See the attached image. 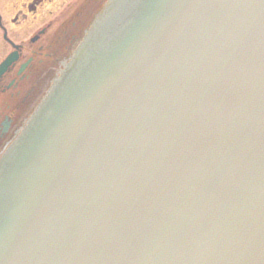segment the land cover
<instances>
[{
	"label": "water",
	"instance_id": "obj_1",
	"mask_svg": "<svg viewBox=\"0 0 264 264\" xmlns=\"http://www.w3.org/2000/svg\"><path fill=\"white\" fill-rule=\"evenodd\" d=\"M117 1L1 162L0 264H264V0Z\"/></svg>",
	"mask_w": 264,
	"mask_h": 264
},
{
	"label": "flooded vegetation",
	"instance_id": "obj_2",
	"mask_svg": "<svg viewBox=\"0 0 264 264\" xmlns=\"http://www.w3.org/2000/svg\"><path fill=\"white\" fill-rule=\"evenodd\" d=\"M23 1L22 8L18 9V11L13 14L10 22L13 26L19 27L24 21L27 20L28 16L34 17L39 13L38 11L42 8L45 3H51L52 0H19ZM75 0L73 1V5L67 8L69 11L67 24H62V27L52 33L47 35L48 28L43 27L39 28L34 34L29 37V41H18L14 42L11 39L10 32L6 27L5 18L0 13V42L4 46L9 45L5 41V35L10 39L13 43L18 45L17 53L19 56V62L12 66L6 74H4L0 78V150L2 151L4 147L8 144V140L5 142L8 137L12 127H23L24 118H21L18 123L14 124L15 115H21V112L24 110V117L28 116L35 106L34 103L32 106H28L30 104L29 98L33 96V92H36L37 88L36 82H39V78L46 74L48 71L54 72L56 69L53 67L52 63L53 58L56 57L57 61L59 60L60 53L65 51L70 46L74 38H76V33L70 31L71 24L69 21L73 18V16H78V19L88 18L93 12L89 10L91 5L97 4L99 0ZM95 3V4H93ZM96 6V5H95ZM94 6V8H95ZM92 7V6H91ZM70 8V9H69ZM93 8V11H94ZM90 12V13H89ZM89 13V15H88ZM42 15H45L42 13ZM64 21V20H62ZM80 24V22H78ZM78 23L73 24L74 27L78 25ZM72 26V27H73ZM49 27V26H48ZM74 29V28H73ZM70 31V32H69ZM66 37H62L63 34ZM60 35L56 37V35ZM55 35V37H52ZM56 51L58 53H56ZM25 59L22 61V59ZM63 58V57H62ZM58 61L59 65L63 59ZM28 67L26 70L18 75V70L20 66L30 60ZM22 61V62H21ZM51 61V62H49ZM51 63V64H50ZM50 64V65H49ZM50 66V67H49ZM46 68V71L44 70ZM51 69V70H50ZM40 88V87H39ZM37 102V101H36ZM38 103V102H37ZM36 103V104H37ZM26 111V109H29ZM0 151V153H1Z\"/></svg>",
	"mask_w": 264,
	"mask_h": 264
},
{
	"label": "rangeland",
	"instance_id": "obj_3",
	"mask_svg": "<svg viewBox=\"0 0 264 264\" xmlns=\"http://www.w3.org/2000/svg\"><path fill=\"white\" fill-rule=\"evenodd\" d=\"M101 1H103V0H99V2H97V4L93 3L96 6L91 5L92 7L90 6V8H89L90 12L91 11L93 12L94 6H95L94 10L96 11V8L99 7V4L101 3ZM85 2L88 3L87 0H85ZM72 3L73 2L71 0H52L51 3H45L42 6V8L38 11L39 14L37 16H34V17L28 16L27 20L24 21L19 27L13 26L10 22V19L12 18L13 14H15L18 11V9L22 8L23 1L21 2L19 0H0V13L5 18L6 27H7L8 31L10 32L11 39L16 43L18 41H24V40L29 41L28 38L31 37V35L34 34L35 31H37L40 27L43 28V26H46V25L49 26L48 31H47V35L58 31L62 27V24L68 23L66 21H67V18L69 17L68 16L69 11H67L68 9L66 10V8H64V7L70 6V8H71V6L73 5ZM65 5H67V6H65ZM42 13H44L45 15H42ZM89 13H88V15H89ZM91 15H89V17L86 20L83 19L82 22L80 19H78V16L77 17H76V15H75V17L73 16V18L69 21L71 23V24H69L70 29H71L70 31H74L76 34H78L77 32L78 31L80 32V30H78V27L81 25L83 27L86 23H88V20L93 16V15L92 16ZM62 20H64V21H62ZM78 22H81V23L79 24ZM72 23H74V24L78 23V25H77L78 27L74 28ZM58 36H60V35L57 34L56 37H58ZM61 36L66 37L64 35V33L61 34ZM52 37H55V35H53ZM77 40H79L78 36L74 39L73 43L70 46L68 45V47L65 51H62V53H60L59 60L63 57V55H66L67 53H71V50L73 49V47L77 43ZM9 51H10L9 47L6 45L3 46L0 42V61L8 54ZM56 53H58V52L56 51ZM56 59H58V58H56V57L53 58V61L55 63L49 61L52 63L53 67L59 68L60 64H62V66H63V61H62V63H60L57 66L59 60L57 61ZM24 60L25 59L23 58L22 61H24ZM44 70L46 71L45 67H44ZM51 77L52 78L55 77V71L54 72L48 71L46 74L42 75L38 79L39 82L37 81L36 85H35L36 87L38 86L37 88H35L36 92L35 93L33 92V96H31L29 98V100H32V101H30V104L28 105L29 107L32 106V104L34 102L36 103L38 98L41 96V93L43 94V92L46 90L49 82L51 81L50 80ZM24 110H23V112H21V115H19V116L15 115L14 116L15 117L14 124L18 123L21 118L25 119ZM28 110H30V108L26 109V111H28ZM17 130H18V127H12V129H11L8 137L6 138L5 142L7 140H10L13 137V135L17 132Z\"/></svg>",
	"mask_w": 264,
	"mask_h": 264
}]
</instances>
